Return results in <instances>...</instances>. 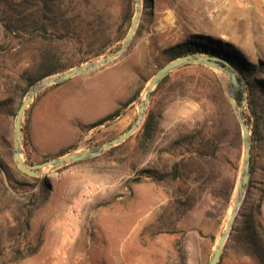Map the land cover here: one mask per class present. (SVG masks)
<instances>
[{
  "label": "rangeland",
  "instance_id": "1",
  "mask_svg": "<svg viewBox=\"0 0 264 264\" xmlns=\"http://www.w3.org/2000/svg\"><path fill=\"white\" fill-rule=\"evenodd\" d=\"M202 4L141 0L123 54L34 95L23 116L21 156L31 166L114 139L136 120L148 82L170 61L165 49L193 34L228 42L240 32L244 42L233 45L260 64L255 112L243 83L245 104L234 99L249 129L252 171L218 264H264V29L260 17L252 29L247 15L236 23L210 21ZM62 10L60 39H49L29 28L4 30L0 6V264H208L230 215L243 154L222 72L173 70L153 89L137 130L96 157L45 167L36 177L17 168L13 126L28 90L46 71L62 73L118 50L135 1L64 0Z\"/></svg>",
  "mask_w": 264,
  "mask_h": 264
},
{
  "label": "water",
  "instance_id": "2",
  "mask_svg": "<svg viewBox=\"0 0 264 264\" xmlns=\"http://www.w3.org/2000/svg\"><path fill=\"white\" fill-rule=\"evenodd\" d=\"M135 1V11L131 19L130 27L124 38L123 45L113 53L101 57L90 63H84L76 67H72L62 73H56L47 77H44L37 81L32 87L28 90L25 98L21 102L20 106L17 109L15 120H14V132H13V159L16 163L19 171L30 177H36L40 170L45 167H50L51 169H58L70 164H73L78 161H82L88 158H93L101 154L104 150L109 149L113 146L119 145L128 139L141 125L142 119L144 117L146 105L151 97V93L156 85L161 81L166 75H168L173 70L181 67L183 65H202L214 70H218L225 74L229 78V88L227 90V98L235 112L240 128H241V138H242V167L239 174V179L235 186V196L234 201L231 207V214L229 215L226 225L221 232L220 236L217 239V242L214 246V249L211 252V255L208 260V264H218L221 253L223 251L225 242L232 231L233 225L236 220L238 210L240 208L242 199L244 197V189L248 184L250 177V133L247 124L245 123L242 114L241 107L237 105L233 98V92L240 89L244 91V88L241 86L235 67L227 60L222 59L217 56H211L199 52L188 53L170 60L169 62L162 65L151 77L145 88V96L138 104L137 108V117L136 120L119 136L105 142L102 145H99L94 148L85 149L82 151L67 152L65 154L59 155L57 157L35 163L31 166H27L21 156V137H22V121L25 110L29 103L32 101L34 95L40 90L54 84H58L62 81L70 79L74 76L89 72L96 68H99L119 57L124 53L126 48L130 45L133 36L135 34L137 24L141 15L142 5L141 0ZM245 104V100H242V105Z\"/></svg>",
  "mask_w": 264,
  "mask_h": 264
},
{
  "label": "trees",
  "instance_id": "3",
  "mask_svg": "<svg viewBox=\"0 0 264 264\" xmlns=\"http://www.w3.org/2000/svg\"><path fill=\"white\" fill-rule=\"evenodd\" d=\"M63 1L64 0H0V6L2 8V27L4 30L12 33L21 32L22 30H27L29 28L30 31H28L32 35L43 37L48 36L49 39H51L55 34H58L60 39V18L64 16V12L62 10ZM132 16L133 15L129 11L127 15V21L130 22ZM165 52L168 53L170 60L188 53L199 52L211 56H217L229 61L239 73V82L246 85V102L250 111L252 113L255 112L254 104L256 99V82L254 81V76L258 70H260V64H251L246 61L241 51L232 43L222 41L221 39L214 38L209 35L193 34L187 39L169 46L167 49H165ZM185 66L206 68L213 72L210 68L202 65L191 64L183 65L181 67ZM56 72L57 71L55 70L46 71L45 73L41 74L37 80L50 76ZM170 73L166 75L161 81H159L155 88L169 79ZM32 84L33 83H29L28 86H31ZM233 97L238 104L242 103L243 92L241 90H237L234 92ZM117 114L118 110L112 114L106 115L102 119L98 120L94 125L101 124ZM148 128L149 124L146 126V130H148ZM66 152L67 151L62 152L61 155L65 154ZM251 171L252 166L250 164V172ZM25 176L26 175L24 174L23 177ZM234 233L235 228H233L231 234ZM252 238V235L249 234V245L254 247L256 241Z\"/></svg>",
  "mask_w": 264,
  "mask_h": 264
},
{
  "label": "crops",
  "instance_id": "4",
  "mask_svg": "<svg viewBox=\"0 0 264 264\" xmlns=\"http://www.w3.org/2000/svg\"><path fill=\"white\" fill-rule=\"evenodd\" d=\"M229 1H230V5L221 11V15L219 17L220 21H225L226 19H231L233 21L234 20L237 21L235 18L242 16V15H247L248 18L251 16L254 19V22H253L254 27L252 29H254V28L256 29L257 25L255 26V24L259 19V11L257 8L256 1L255 0H229ZM257 14H258V17H257ZM260 19H261V17H260ZM235 21H234V23H236ZM248 25H249V30L251 31L252 30L251 25L250 24H248ZM208 29H209V31H211V29H214L212 31H215L214 33H217L220 37L228 35L225 27L213 28L210 26V27H208ZM250 31H249V35H250ZM242 40H243V35L240 32H235L233 38L228 40V42L238 46L244 42ZM247 42H252L251 35L248 36Z\"/></svg>",
  "mask_w": 264,
  "mask_h": 264
},
{
  "label": "built area",
  "instance_id": "5",
  "mask_svg": "<svg viewBox=\"0 0 264 264\" xmlns=\"http://www.w3.org/2000/svg\"><path fill=\"white\" fill-rule=\"evenodd\" d=\"M202 8L206 19L212 21L219 19L221 11L230 5L229 0H201ZM261 17V25L264 29V0H255ZM245 3V2H244Z\"/></svg>",
  "mask_w": 264,
  "mask_h": 264
},
{
  "label": "bare ground",
  "instance_id": "6",
  "mask_svg": "<svg viewBox=\"0 0 264 264\" xmlns=\"http://www.w3.org/2000/svg\"><path fill=\"white\" fill-rule=\"evenodd\" d=\"M144 96H145V91H144V94H143L142 100H143ZM230 214H231V211H230Z\"/></svg>",
  "mask_w": 264,
  "mask_h": 264
}]
</instances>
